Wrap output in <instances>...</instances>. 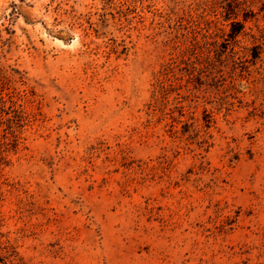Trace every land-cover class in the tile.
<instances>
[{
	"label": "rangeland",
	"instance_id": "1",
	"mask_svg": "<svg viewBox=\"0 0 264 264\" xmlns=\"http://www.w3.org/2000/svg\"><path fill=\"white\" fill-rule=\"evenodd\" d=\"M246 5L232 37L220 0H0L27 114L1 115L0 264H264V0Z\"/></svg>",
	"mask_w": 264,
	"mask_h": 264
},
{
	"label": "trees",
	"instance_id": "2",
	"mask_svg": "<svg viewBox=\"0 0 264 264\" xmlns=\"http://www.w3.org/2000/svg\"><path fill=\"white\" fill-rule=\"evenodd\" d=\"M222 10L221 17L222 20L225 21L226 25L229 24L230 30L227 33H231L232 37H235L237 33H239L243 27L244 22L247 20L248 16L245 14L244 10L246 9V0H220ZM241 13V19L239 15ZM224 24V23H222ZM218 29L221 30L219 27ZM7 78L2 75L0 77V122L1 115L3 113L10 115L5 119V122L10 124L15 123V126H21V122L26 119L27 114L23 111L21 104L18 102L16 96L10 94L9 91H5L6 89ZM8 133L10 137L8 136ZM3 132L1 134V138L5 140L6 138H10L11 141L16 143L17 135L15 129L10 128L9 132Z\"/></svg>",
	"mask_w": 264,
	"mask_h": 264
}]
</instances>
